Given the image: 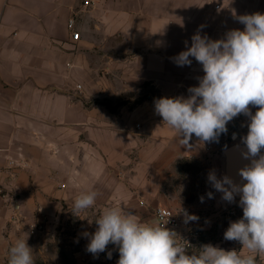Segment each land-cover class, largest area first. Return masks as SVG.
<instances>
[{
    "label": "crops",
    "instance_id": "0c3cea01",
    "mask_svg": "<svg viewBox=\"0 0 264 264\" xmlns=\"http://www.w3.org/2000/svg\"><path fill=\"white\" fill-rule=\"evenodd\" d=\"M83 2L0 0V264H8L18 238L26 239L35 264H117V245L87 250L106 208L122 207L146 223L155 222L161 206L189 207L195 216L205 206L196 203L194 171L226 176L225 148L244 145V114L217 140L193 135L186 148L156 114L152 97L134 105L128 98L116 112L101 102L149 95L148 88L160 98H187L202 65L189 57L191 65L179 66L175 58L193 35L219 40L243 30L239 17L264 14V0H100L89 8ZM89 191L98 193L94 206L76 216L74 199ZM201 193L217 190L208 181ZM30 224L43 230L32 236ZM205 244L211 243L201 238L199 246Z\"/></svg>",
    "mask_w": 264,
    "mask_h": 264
},
{
    "label": "clouds",
    "instance_id": "9594fccd",
    "mask_svg": "<svg viewBox=\"0 0 264 264\" xmlns=\"http://www.w3.org/2000/svg\"><path fill=\"white\" fill-rule=\"evenodd\" d=\"M239 22L244 29L231 30L224 39L210 40L199 32L193 35L191 47L179 53L175 62L191 65L189 57H193L202 65L204 75L198 86L188 89L187 98L156 100L155 112L186 148L191 147L193 135L201 142H211L227 132V124L235 117L244 114L250 118L248 132L242 137L247 151L242 155L251 162L239 170L246 183L237 184L228 176L218 179L215 172L208 175L223 200L233 202L240 196L243 216L230 222L224 239L238 241L249 254L212 244L189 254L183 239L166 224L141 222L122 207L106 208L95 220L98 227L87 245L90 253L104 252L110 243L117 245V264H257V256L264 255V14L243 15ZM250 105L257 108L254 114ZM97 195L96 191L78 195L72 212L79 216L93 207ZM188 219L198 218L193 215ZM22 228L18 225L17 231ZM8 264H35L26 239L18 238L11 246Z\"/></svg>",
    "mask_w": 264,
    "mask_h": 264
},
{
    "label": "rangeland",
    "instance_id": "374dc122",
    "mask_svg": "<svg viewBox=\"0 0 264 264\" xmlns=\"http://www.w3.org/2000/svg\"><path fill=\"white\" fill-rule=\"evenodd\" d=\"M146 91L149 93V97H152L154 101L160 99V96L154 90L148 88ZM128 98H130V105L136 104V102L141 99V97L131 94L120 100L126 102ZM194 177L195 181L198 183V189L200 190L198 194L200 200H196V203H198L200 207L205 206V208L202 207L199 212H195V216L198 218L195 220V224L200 229L201 238L206 242L213 243V246H217L224 250L235 249L237 252L241 251L243 255L249 254L246 249H242L243 246L238 241H227L224 239V232L229 227L230 222L242 218V207L240 205H235L233 202L223 200L222 193L219 191H217L215 195H212L217 197L215 201L207 200L208 196L201 193L208 183L207 172H205V170L203 171V169H198L194 171ZM198 246L195 248L194 252L199 251L201 245ZM257 264H264V255L257 256Z\"/></svg>",
    "mask_w": 264,
    "mask_h": 264
},
{
    "label": "built area",
    "instance_id": "2783aa9c",
    "mask_svg": "<svg viewBox=\"0 0 264 264\" xmlns=\"http://www.w3.org/2000/svg\"><path fill=\"white\" fill-rule=\"evenodd\" d=\"M100 0H84L83 6L89 8L98 4ZM216 9H220V5L215 6ZM76 20L71 18L68 22V27L72 31L73 40L79 39V33L75 29ZM80 87V86H79ZM243 114L235 118H241ZM193 212L189 207H179V208H170V207H158L154 211L155 222H159L161 225L166 224L165 226L176 232L177 235L183 239V243L189 250V254L199 245L201 239V232L198 226H196L192 220H189L188 217L192 216ZM187 221V222H186ZM43 230L41 224H30L28 226V233L32 236L37 235ZM107 253H113L112 249H108Z\"/></svg>",
    "mask_w": 264,
    "mask_h": 264
},
{
    "label": "water",
    "instance_id": "95a60500",
    "mask_svg": "<svg viewBox=\"0 0 264 264\" xmlns=\"http://www.w3.org/2000/svg\"><path fill=\"white\" fill-rule=\"evenodd\" d=\"M246 151H247L246 146L243 144H231L227 146L224 150V155L226 158V174H227L226 176L230 177L237 184L246 183V181H243L241 177L239 176V170L249 165L251 161L248 159H244L243 155L240 159H236L235 157H237L238 152L243 153ZM234 162L237 163L235 166L239 168L235 172V174L232 171V166ZM239 200H240V196L236 195L235 201L239 202Z\"/></svg>",
    "mask_w": 264,
    "mask_h": 264
},
{
    "label": "trees",
    "instance_id": "16d2710c",
    "mask_svg": "<svg viewBox=\"0 0 264 264\" xmlns=\"http://www.w3.org/2000/svg\"><path fill=\"white\" fill-rule=\"evenodd\" d=\"M145 99H150V98H149V95H144V96H142L141 99H140L138 102H136V103L138 104V103L142 102V101L145 100ZM101 104H103L104 106H106L110 111H112V112H116L117 109H118L119 107L125 105L126 102H124V101H119V102L113 104L111 101L104 100V101L101 102ZM207 243H210V242H207Z\"/></svg>",
    "mask_w": 264,
    "mask_h": 264
}]
</instances>
